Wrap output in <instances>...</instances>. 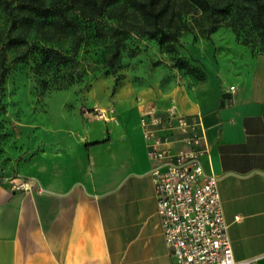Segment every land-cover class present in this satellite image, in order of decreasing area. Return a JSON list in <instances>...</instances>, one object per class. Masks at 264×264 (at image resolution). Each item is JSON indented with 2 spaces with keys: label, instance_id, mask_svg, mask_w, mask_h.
<instances>
[{
  "label": "crops",
  "instance_id": "1",
  "mask_svg": "<svg viewBox=\"0 0 264 264\" xmlns=\"http://www.w3.org/2000/svg\"><path fill=\"white\" fill-rule=\"evenodd\" d=\"M200 47L187 53L206 69V82L96 85L89 113L48 136L11 174L0 171V264H179L157 213L156 161L142 124L153 107L201 117L202 161L219 177L234 256L261 255L264 264V54L242 51L230 64L210 58L212 41ZM16 175L34 187L14 190Z\"/></svg>",
  "mask_w": 264,
  "mask_h": 264
},
{
  "label": "rangeland",
  "instance_id": "2",
  "mask_svg": "<svg viewBox=\"0 0 264 264\" xmlns=\"http://www.w3.org/2000/svg\"><path fill=\"white\" fill-rule=\"evenodd\" d=\"M115 5L109 6L111 14L95 20H80L77 34L59 36L49 26L39 33L21 32L0 6V78L5 73L0 82L2 174L14 172L13 167L48 136L74 123L77 115L89 113L91 91L96 85H110L114 90L123 82L144 85L179 77L206 82V69L187 52L192 45L204 47L210 41L215 51L212 53L210 48L209 56L216 60L220 55L231 64L237 53L239 56L242 51L252 54L250 47L239 42L226 18L200 13L184 14L180 22L176 18L181 28L180 42L176 45L178 53L168 52L157 40L136 32L133 27L137 24L130 12L121 15V9L117 10ZM215 26L217 30L209 34ZM121 39L124 40L119 60L115 67L109 66L114 44ZM76 41L78 48L74 51ZM46 47L74 56L76 64L48 63L40 67L41 51ZM180 58L200 69L195 73L178 69L176 64Z\"/></svg>",
  "mask_w": 264,
  "mask_h": 264
},
{
  "label": "built area",
  "instance_id": "3",
  "mask_svg": "<svg viewBox=\"0 0 264 264\" xmlns=\"http://www.w3.org/2000/svg\"><path fill=\"white\" fill-rule=\"evenodd\" d=\"M235 90L234 86L229 89ZM98 115L106 117L107 112L98 109ZM142 124L149 154L156 161L152 174L157 213L178 263L260 264L261 255L234 256L219 177L207 172L202 161L208 148L201 117L181 114L174 107L164 111L153 107ZM10 180L14 190L34 187L30 179L18 175Z\"/></svg>",
  "mask_w": 264,
  "mask_h": 264
},
{
  "label": "trees",
  "instance_id": "4",
  "mask_svg": "<svg viewBox=\"0 0 264 264\" xmlns=\"http://www.w3.org/2000/svg\"><path fill=\"white\" fill-rule=\"evenodd\" d=\"M174 2L179 5L175 6ZM111 5L121 9V15L129 11L137 24L133 29L142 36L157 40L160 45L166 46L168 52L178 53L176 45L180 42L179 22L182 16L200 13L211 18H226L241 44L250 47L253 55L264 54V0H0V6L13 18L14 25L27 35L31 31L43 32L46 26L56 36L77 34L80 20H95L109 12L111 14ZM110 16L115 18V15ZM116 18L121 17L116 15ZM216 30V26L212 27L208 33ZM123 40L114 44V56L108 59L109 66H116ZM77 48L76 41L74 51ZM41 54L43 61L40 67L48 63L67 66L77 62L74 56L56 48H42ZM176 67L187 69L190 73L200 69L189 65L183 58L178 59ZM4 78L5 73L1 75L0 82Z\"/></svg>",
  "mask_w": 264,
  "mask_h": 264
}]
</instances>
